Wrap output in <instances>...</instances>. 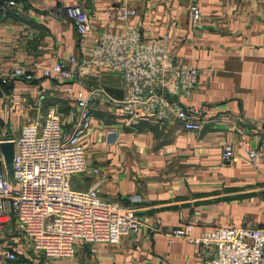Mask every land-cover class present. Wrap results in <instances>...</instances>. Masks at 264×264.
I'll return each mask as SVG.
<instances>
[{
  "label": "crops",
  "instance_id": "obj_1",
  "mask_svg": "<svg viewBox=\"0 0 264 264\" xmlns=\"http://www.w3.org/2000/svg\"><path fill=\"white\" fill-rule=\"evenodd\" d=\"M79 1L91 21L85 38L62 11ZM193 4L203 13L200 29L192 25ZM124 9L136 14L122 19ZM131 27L147 38L168 34L171 53L199 70L198 86L182 102L195 107L202 129H186L176 119L121 121L92 98L91 127L82 141L88 169L99 172L86 173L87 186H80L99 181L101 197L136 207L142 226L116 244L92 243L85 252L86 243H79L74 257L49 264H206L212 249L184 238L170 242L167 233L187 224L196 235L264 225V0H19L0 9V144L18 137L25 125L41 123L47 106L55 105L63 117L72 108L59 80L44 76L45 68L60 58H90L98 36ZM15 62L34 79L14 78L9 71ZM98 85L116 99L124 96L121 76L97 68L74 90L90 95ZM41 93L47 98L39 107ZM111 132L117 133L114 142ZM228 144L238 162L222 160ZM252 149L260 154L256 164L247 161ZM136 195L140 201L132 200Z\"/></svg>",
  "mask_w": 264,
  "mask_h": 264
},
{
  "label": "built area",
  "instance_id": "obj_2",
  "mask_svg": "<svg viewBox=\"0 0 264 264\" xmlns=\"http://www.w3.org/2000/svg\"><path fill=\"white\" fill-rule=\"evenodd\" d=\"M19 0H0V9L7 11ZM79 35L91 32L90 15L79 2L63 7ZM136 10L124 9L120 16L127 19ZM192 25L200 29L203 13L199 5L191 6ZM170 36L143 37L131 27L124 34L105 32L97 37L90 58L70 56L60 58L43 70L45 77L59 80L63 92L74 103L68 113V123L55 105L47 106L43 121L25 125L15 144L13 170L10 171L2 153L0 161V235L15 222L21 237L0 243V264L18 260L19 243L24 241L34 252L47 258H72L79 243H119L121 238L142 226L136 207H126L103 199L100 182L85 188L73 184V177L89 171L87 149L82 135L91 127L92 98L110 106L121 121L155 119L161 123L179 120L183 127L200 131L195 107L185 105L199 84V70L177 59L169 48ZM107 71L120 75L124 96L116 99L101 86L86 95L75 91L74 83L87 72ZM9 73L14 78L32 81L34 75L20 62ZM8 83V79H3ZM47 96L39 95L42 107ZM222 160L238 162L240 157L232 145H225ZM260 154L252 149L247 154L249 164H256ZM136 195L133 201H140ZM169 241L184 238L202 248L213 250L206 264H264V225L223 226L199 235L187 224L167 233ZM21 241V242H20Z\"/></svg>",
  "mask_w": 264,
  "mask_h": 264
},
{
  "label": "rangeland",
  "instance_id": "obj_3",
  "mask_svg": "<svg viewBox=\"0 0 264 264\" xmlns=\"http://www.w3.org/2000/svg\"><path fill=\"white\" fill-rule=\"evenodd\" d=\"M64 120H68V114L66 116L63 117ZM86 181V174H78L76 176L73 177V184H76V183H79L78 185H82V186H87V185H83L84 182ZM86 183V182H85ZM17 237H21L20 233H19V230L17 229L16 227V223L13 222V223H10L9 226H6L5 228V232L1 233L0 235V243H6L7 241L8 242H13L15 241V238ZM21 242V241H20ZM89 244H92V243H86L84 245H82V251H87V246ZM19 246H20V251H19V255H18V260L16 262H10L8 264H49V262L53 261V260H59V259H68V258H50L51 260H46L47 257H44V256H30V252L28 250H31L29 248V244H27L25 241L20 244L19 243ZM29 252V255H27ZM26 256H30V259Z\"/></svg>",
  "mask_w": 264,
  "mask_h": 264
},
{
  "label": "water",
  "instance_id": "obj_4",
  "mask_svg": "<svg viewBox=\"0 0 264 264\" xmlns=\"http://www.w3.org/2000/svg\"><path fill=\"white\" fill-rule=\"evenodd\" d=\"M117 138L116 132H111L108 135L109 142H114ZM1 151L3 153L5 164L7 168L12 171L13 170V158L15 152V144L13 140H3L0 144Z\"/></svg>",
  "mask_w": 264,
  "mask_h": 264
}]
</instances>
